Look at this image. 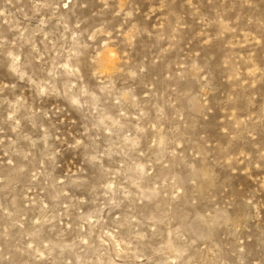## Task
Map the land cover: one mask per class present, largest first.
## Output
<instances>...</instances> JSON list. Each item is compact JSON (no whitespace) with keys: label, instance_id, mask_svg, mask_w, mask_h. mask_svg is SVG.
<instances>
[{"label":"rangeland","instance_id":"rangeland-1","mask_svg":"<svg viewBox=\"0 0 264 264\" xmlns=\"http://www.w3.org/2000/svg\"><path fill=\"white\" fill-rule=\"evenodd\" d=\"M0 264H264V0H0Z\"/></svg>","mask_w":264,"mask_h":264}]
</instances>
